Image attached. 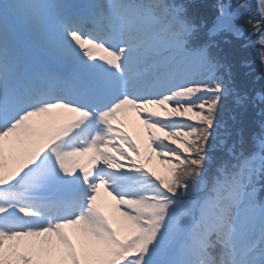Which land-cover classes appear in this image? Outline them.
Segmentation results:
<instances>
[{
    "label": "snow or ice",
    "instance_id": "snow-or-ice-1",
    "mask_svg": "<svg viewBox=\"0 0 264 264\" xmlns=\"http://www.w3.org/2000/svg\"><path fill=\"white\" fill-rule=\"evenodd\" d=\"M0 264H264V0H0Z\"/></svg>",
    "mask_w": 264,
    "mask_h": 264
},
{
    "label": "rangeland",
    "instance_id": "rangeland-1",
    "mask_svg": "<svg viewBox=\"0 0 264 264\" xmlns=\"http://www.w3.org/2000/svg\"><path fill=\"white\" fill-rule=\"evenodd\" d=\"M252 39H253V40H255V39H256V37H252ZM257 47H258V46H257ZM249 50H250V51L252 50V51H253V55H254V56H251V57H249V59H252V57H254V58L256 59V56H257V53H256V51H255V50H253L252 48H250ZM153 167H156V168H157V170H159V166H158V165H156L155 161H154V163H153Z\"/></svg>",
    "mask_w": 264,
    "mask_h": 264
},
{
    "label": "trees",
    "instance_id": "trees-1",
    "mask_svg": "<svg viewBox=\"0 0 264 264\" xmlns=\"http://www.w3.org/2000/svg\"><path fill=\"white\" fill-rule=\"evenodd\" d=\"M249 49H250V48H247V49L244 50V55L247 56L248 58L251 57V56H254V55H253V51H252V50L250 51ZM252 60L255 61V58L252 57Z\"/></svg>",
    "mask_w": 264,
    "mask_h": 264
}]
</instances>
